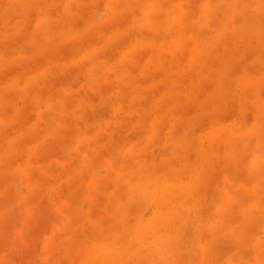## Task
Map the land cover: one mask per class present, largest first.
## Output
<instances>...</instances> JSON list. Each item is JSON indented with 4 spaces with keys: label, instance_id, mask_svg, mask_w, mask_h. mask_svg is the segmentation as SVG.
<instances>
[{
    "label": "rangeland",
    "instance_id": "obj_1",
    "mask_svg": "<svg viewBox=\"0 0 264 264\" xmlns=\"http://www.w3.org/2000/svg\"><path fill=\"white\" fill-rule=\"evenodd\" d=\"M0 264H264V0H0Z\"/></svg>",
    "mask_w": 264,
    "mask_h": 264
}]
</instances>
